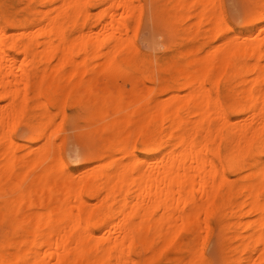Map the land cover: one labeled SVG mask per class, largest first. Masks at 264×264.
<instances>
[{"label": "bare ground", "instance_id": "6f19581e", "mask_svg": "<svg viewBox=\"0 0 264 264\" xmlns=\"http://www.w3.org/2000/svg\"><path fill=\"white\" fill-rule=\"evenodd\" d=\"M14 1L0 0V264H264V0L232 36L219 1L161 0L141 44L170 54L143 75L133 38L153 0ZM69 101L102 138L60 135L70 166Z\"/></svg>", "mask_w": 264, "mask_h": 264}, {"label": "rangeland", "instance_id": "374dc122", "mask_svg": "<svg viewBox=\"0 0 264 264\" xmlns=\"http://www.w3.org/2000/svg\"><path fill=\"white\" fill-rule=\"evenodd\" d=\"M10 1H12L15 5H16V7H18V2H15L14 0H10ZM217 1H219V7H220V9L224 12V14H225V17H226V22L229 24V26L231 27V30L228 32V33H226L225 34V36H232V35H229V34H234L235 32H238V31H242V32H244L245 30H247L248 29V24H250V22L252 23V22H255V18H254V20H253V18L250 20H248V22H247V20H242V17L243 16H245V14L243 15L242 14V12L243 11H245L246 10V8L248 9V8H250V6H251V0H240L239 1V3H237V4H235V7H236V12H237V14L239 15V17L237 18V19H234L233 20V17L229 14V11L227 10V3H226V0H217ZM250 1V2H249ZM150 2H151V0H150ZM162 1L160 0V1H158V0H153L152 2H151V5H147V7H148V9H145V7H144V12H143V14H142V17H141V20H140V27H139V29H138V32H137V34H136V36L133 38V41H134V44H135V47L136 48H138V49H135V51L138 53V56L135 58V60L137 61L136 63H137V67H138V69L136 68V70H134V72L138 75V73H140L139 75H143V74H148V73H152L153 72V70H156V68H157V61H158V59L159 58H162V59H164V60H167L168 59V56H169V54H170V51H168V50H166L164 47H163V45H161V46H157V48H155V49H153V52H152V49H147L146 47H144L141 43L143 42L142 40H141V38H143V36H144V34L146 33V31L148 30V29H151L150 27H153L152 29H154V21L152 22V20H153V18L150 16L151 14L149 13V11H151V13H152V15H153V9H152V7L154 8V6L156 7V9L158 8V6H160ZM141 3L142 4H144L143 3V0L141 1ZM149 2L148 1H146V4H148ZM249 3H251L250 5H249ZM145 4V5H146ZM150 4V3H149ZM154 5V6H153ZM249 5V6H248ZM151 6V7H150ZM146 7V8H147ZM150 8V9H149ZM91 9V11L94 13V12H97V10H98V7H91L90 8ZM152 9V10H151ZM155 9V8H154ZM147 11H148V13L150 14L149 15V17L150 18H148V13H147ZM246 13V12H245ZM242 16V17H241ZM149 19H152V20H149ZM149 20V21H148ZM193 21V18H191L190 19V22H192ZM246 23H245V22ZM162 21L161 20H159L158 21V28H160V29H163V25H162V23H161ZM189 22V21H188ZM151 23V24H150ZM153 23V24H152ZM160 23V24H159ZM260 24H264V23H261L260 22ZM202 30V29H201ZM200 29H199V31L198 30H194V32H193V36H194V40L196 41V43H194V44H197V43H200V42H202L205 38H204V34H203V31H201ZM198 32V33H197ZM200 33V34H199ZM165 34V33H164ZM228 34V35H227ZM165 36H166V38L168 37L166 34H165ZM159 40H162L161 39V37L159 36ZM220 38L222 39V37L221 36H218V37H216V39H215V43L217 44L218 42H220L221 40H220ZM142 41V42H141ZM164 49V50H163ZM138 50V51H137ZM143 51H145V52H143ZM155 53V54H154ZM152 54H153V56H152ZM155 59H154V58ZM149 60V61H148ZM153 60V61H152ZM148 61V62H147ZM139 63V64H138ZM141 63V64H140ZM154 65H155V67H154ZM141 67V68H140ZM150 67H154V69H151ZM150 68V69H149ZM149 69V70H148ZM134 73V74H135ZM116 77H117V79H118V86L116 87V83H114V81H115V79H116ZM122 79H121V78ZM94 78L96 79V81L98 82V83H100L99 85L101 86H106L107 84H109L111 87H113V85H114V87H113V89L115 90V89H117V90H122V91H124L126 94L129 92V90H130V88H131V85H130V83H129V81H127L126 79H125V77H123L121 74H115V75H113L112 77H110V78H108L105 74H103V73H101V72H99V73H96L95 75H94ZM124 81V82H121V81ZM116 82V81H115ZM112 83H113V85H112ZM147 85H153L152 83H146ZM99 86V87H100ZM122 88V89H121ZM100 89V88H99ZM1 104L2 103H4L3 101H1L0 102ZM70 105V106H69ZM83 105V106H82ZM91 106V105H90ZM89 106V108H91ZM84 103L83 102H80V103H73V102H71V101H69V102H67L65 105H64V107H63V109H64V113H66V117H65V119L63 120V122H62V127H63V131L59 134V136H58V138H57V142H58V140H59V138H60V135L61 136H63L64 134H69V135H73V133H75L76 132V134L78 135V136H80V137H82V138H84V139H88L89 138V136L90 135H93V134H89L88 132H87V130H89V129H87V125H86V122H85V119H84V113L86 112V110L88 109V108H85L84 109ZM49 108H50V110H55V107H53V106H49ZM80 108H81V110H80ZM79 110V111H78ZM66 111V112H65ZM77 115H78V117H77ZM79 120H78V119ZM83 119V120H82ZM233 119L235 120L236 118L235 117H233ZM232 119V120H233ZM239 119H240V117H239ZM73 120L75 121V124H74V127L72 128V122H73ZM84 127H85V129H84ZM83 130V131H82ZM75 131V132H74ZM73 132V133H72ZM63 134V135H62ZM87 134H89L88 135V137H87ZM87 137V138H86ZM95 137V138H94ZM90 138L93 140V138L95 139V145H96V147H98L97 145H100L101 144V142L99 141L100 139H101V141H102V138H100L99 136H97V135H93V136H90ZM73 139H74V136H73ZM91 139H90V142H92L91 141ZM61 140H59V143H57L58 144V147L60 148H58V150H59V155H60V157L61 158H63V156H64V158L62 159L63 161H64V163L66 164V165H68V166H70L71 165V161H70V159L68 158V155L67 154H65V151H64V146H63V143L62 142H60ZM93 142H94V140H93ZM95 147V146H94ZM140 150H141V145L140 144H137V151H139L140 152ZM61 151H62V153L63 154H61ZM62 155V156H61ZM67 155V156H66ZM65 159H66V161H65ZM230 177L231 178H233V177H235V175H231L230 174ZM18 215H21L20 213L18 214ZM18 217V216H17ZM4 228V227H2L1 225H0V233L3 231L2 229ZM215 231H216V229L214 228V233H215ZM182 234V235H181ZM180 235H181V238H178V242L179 243H181V244H183V245H185L187 242H188V240H187V238H188V236L190 237V235H189V233L188 232H182ZM188 234V235H187ZM215 235L213 234L212 235V239L210 238V239H208L204 244H203V246H202V250H203V252H204V254L206 255V256H209V253L210 252H212V250L214 249V241H215V237H214ZM180 237V236H179ZM208 245V246H207ZM170 253L171 252H167V256L169 257L170 256ZM166 262V261H165Z\"/></svg>", "mask_w": 264, "mask_h": 264}]
</instances>
